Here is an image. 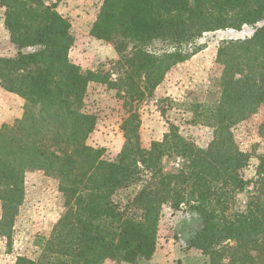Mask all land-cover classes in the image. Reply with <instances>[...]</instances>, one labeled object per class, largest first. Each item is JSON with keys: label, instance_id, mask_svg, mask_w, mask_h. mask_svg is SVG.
Returning a JSON list of instances; mask_svg holds the SVG:
<instances>
[{"label": "trees", "instance_id": "obj_1", "mask_svg": "<svg viewBox=\"0 0 264 264\" xmlns=\"http://www.w3.org/2000/svg\"><path fill=\"white\" fill-rule=\"evenodd\" d=\"M48 1L0 0L17 50L0 56V87L25 100L22 118L0 125V237L10 251L28 173L57 180L66 207L51 236L36 242L39 258L18 257L15 264L150 260L165 206L186 207L198 219L187 247L210 264H264V153L256 179L246 180L252 153L238 147L234 133L264 109V0H104L90 36L114 45L116 80L71 61L72 25ZM245 27L252 36L219 47L222 72L211 92L217 99L189 108L191 124L213 129L211 145L200 148L171 125L162 141L143 148L133 105L152 98L172 69L195 56L200 48H189L205 34ZM156 43L167 49L152 50ZM92 83L117 90L131 112L121 127L125 144L112 160L88 143L97 126L85 110ZM174 159L182 161L180 168L168 170ZM140 183L124 209L114 201ZM252 184L245 210L234 211L237 196Z\"/></svg>", "mask_w": 264, "mask_h": 264}, {"label": "rangeland", "instance_id": "obj_2", "mask_svg": "<svg viewBox=\"0 0 264 264\" xmlns=\"http://www.w3.org/2000/svg\"><path fill=\"white\" fill-rule=\"evenodd\" d=\"M104 0H49L48 5L57 3V11L70 21L75 44L70 52L73 63L84 70L110 72L112 79L121 76L117 62L119 56L114 45L90 36V30L97 18ZM253 30L245 27L242 31H219L207 33L189 49L200 51L189 61L177 65L157 88L152 98L134 104L132 112L137 111L141 118L140 136L142 146L150 149L153 142L162 141L171 125L179 128L180 134L196 146L207 149L213 141V129L193 125L190 105L200 102H213L216 95L213 80L221 75L222 67L217 63V53L225 40L245 39L252 36ZM167 47L161 43L152 50L161 52ZM17 50L11 44L4 27V9L0 7V56H15ZM25 100L6 92L0 87V125L13 124L24 114ZM85 110L97 117V126L88 143L105 149L106 159H114L123 149L125 139L121 130L124 120L131 112L125 107L118 91L105 85L92 83L85 98ZM264 109L249 120L235 127L238 147L252 153L249 167L244 170V178L250 182L256 179L258 155L264 153ZM182 161L174 159L166 163L168 170H177ZM143 184L118 192L114 201L124 209L134 199ZM253 184L237 196L234 211H243L253 191ZM26 196L16 218L13 229V245L9 251L6 238L0 237V264H15L18 257L37 260L41 249L36 245L39 239H48L58 221L66 212L65 197L59 191L57 180L47 177L43 172L26 175ZM134 212V210H133ZM139 216V214L137 213ZM2 204L0 202V220ZM199 226L198 219L186 207L174 211L165 206L162 211L157 251L152 259L136 264H210L208 256L200 251L189 249V235ZM104 264H129L107 260Z\"/></svg>", "mask_w": 264, "mask_h": 264}]
</instances>
